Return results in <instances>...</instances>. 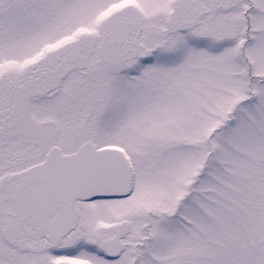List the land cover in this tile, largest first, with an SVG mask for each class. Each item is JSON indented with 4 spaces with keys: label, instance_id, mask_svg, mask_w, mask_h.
I'll list each match as a JSON object with an SVG mask.
<instances>
[{
    "label": "snow or ice",
    "instance_id": "obj_1",
    "mask_svg": "<svg viewBox=\"0 0 264 264\" xmlns=\"http://www.w3.org/2000/svg\"><path fill=\"white\" fill-rule=\"evenodd\" d=\"M0 264H264V0H0Z\"/></svg>",
    "mask_w": 264,
    "mask_h": 264
}]
</instances>
